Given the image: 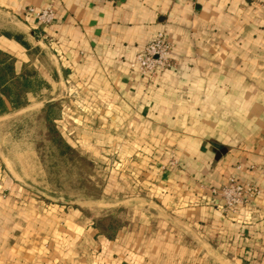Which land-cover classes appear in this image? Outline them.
I'll list each match as a JSON object with an SVG mask.
<instances>
[{
  "label": "crops",
  "instance_id": "0c3cea01",
  "mask_svg": "<svg viewBox=\"0 0 264 264\" xmlns=\"http://www.w3.org/2000/svg\"><path fill=\"white\" fill-rule=\"evenodd\" d=\"M262 1L0 0L21 21L0 35V121L59 100L64 141L127 204L102 233L0 160V264H264ZM48 8L50 26L29 14ZM159 33L173 67L148 80L133 65ZM232 177L261 191L233 211L213 193Z\"/></svg>",
  "mask_w": 264,
  "mask_h": 264
},
{
  "label": "rangeland",
  "instance_id": "374dc122",
  "mask_svg": "<svg viewBox=\"0 0 264 264\" xmlns=\"http://www.w3.org/2000/svg\"><path fill=\"white\" fill-rule=\"evenodd\" d=\"M20 22L9 12L0 10V35L18 34ZM70 100L76 102L75 97ZM32 108L0 121L3 169L26 186L37 201L83 210L90 218L94 217L102 233L122 227L125 199L117 200L107 192L113 168L108 171L107 166L100 165L96 169L95 162L85 152L64 141L56 123L62 114L59 100L46 109Z\"/></svg>",
  "mask_w": 264,
  "mask_h": 264
},
{
  "label": "built area",
  "instance_id": "2783aa9c",
  "mask_svg": "<svg viewBox=\"0 0 264 264\" xmlns=\"http://www.w3.org/2000/svg\"><path fill=\"white\" fill-rule=\"evenodd\" d=\"M185 1L194 6L198 2V0ZM29 14L35 16L43 26H50L55 19V14L51 8L41 12H35V10L31 9ZM172 49L173 46L167 39L166 34L159 33L145 45L142 52L137 56L133 67H137L144 78L152 80L160 71L173 67L171 59ZM213 193L223 200L225 209L233 211L256 200L260 196L261 191L255 184H243L239 180L231 178L219 190H213Z\"/></svg>",
  "mask_w": 264,
  "mask_h": 264
},
{
  "label": "trees",
  "instance_id": "16d2710c",
  "mask_svg": "<svg viewBox=\"0 0 264 264\" xmlns=\"http://www.w3.org/2000/svg\"><path fill=\"white\" fill-rule=\"evenodd\" d=\"M6 37H10L9 35H5Z\"/></svg>",
  "mask_w": 264,
  "mask_h": 264
}]
</instances>
